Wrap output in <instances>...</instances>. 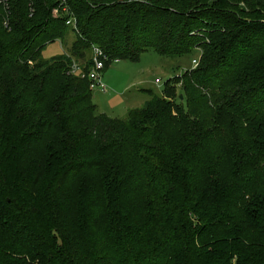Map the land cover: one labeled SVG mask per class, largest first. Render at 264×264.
<instances>
[{
	"label": "trees",
	"instance_id": "obj_1",
	"mask_svg": "<svg viewBox=\"0 0 264 264\" xmlns=\"http://www.w3.org/2000/svg\"><path fill=\"white\" fill-rule=\"evenodd\" d=\"M8 1L0 264H264V0H69L75 28L56 0ZM92 46L191 64L112 119L69 72Z\"/></svg>",
	"mask_w": 264,
	"mask_h": 264
},
{
	"label": "rangeland",
	"instance_id": "obj_2",
	"mask_svg": "<svg viewBox=\"0 0 264 264\" xmlns=\"http://www.w3.org/2000/svg\"><path fill=\"white\" fill-rule=\"evenodd\" d=\"M74 38V34L68 32L62 41L58 40L47 45L40 57L43 60H49L63 54L68 56ZM84 51L87 53L86 56H89L87 58L89 60V51L86 49ZM72 62L79 66L81 64L80 60L74 58L71 59ZM190 64V58H165L153 52L144 53L137 62L119 60L118 63H110L102 73L106 91H92V103L97 107L99 113L112 119L123 120L127 117L129 109L140 108L148 99L144 90L163 95L166 81L182 76ZM6 75L14 76L13 73H6L2 76ZM155 80L160 83H155ZM2 87L3 84L0 82V91ZM165 92H168L167 99H175L180 91L173 84H167ZM183 107L187 109L185 103H183Z\"/></svg>",
	"mask_w": 264,
	"mask_h": 264
},
{
	"label": "built area",
	"instance_id": "obj_3",
	"mask_svg": "<svg viewBox=\"0 0 264 264\" xmlns=\"http://www.w3.org/2000/svg\"><path fill=\"white\" fill-rule=\"evenodd\" d=\"M58 2L60 10H53L54 16H62L65 18V25L67 27L75 28V19L72 16L71 12L68 10L67 6L69 0H56ZM34 0H29V5H33ZM0 5H9L8 0H0ZM5 8V7H4ZM6 25V23H5ZM118 59L111 60L103 53V51L97 47L92 46L90 48V66L87 69H84L79 66L77 63L72 62L69 66V72L72 75H76L80 79L86 78L89 82V89L91 91L105 92L106 86L103 82L102 73L105 71V65L110 63H118ZM192 65L196 66L197 61L193 60ZM155 83H160V81L155 80Z\"/></svg>",
	"mask_w": 264,
	"mask_h": 264
},
{
	"label": "water",
	"instance_id": "obj_4",
	"mask_svg": "<svg viewBox=\"0 0 264 264\" xmlns=\"http://www.w3.org/2000/svg\"><path fill=\"white\" fill-rule=\"evenodd\" d=\"M179 98L182 99V96L180 95Z\"/></svg>",
	"mask_w": 264,
	"mask_h": 264
}]
</instances>
